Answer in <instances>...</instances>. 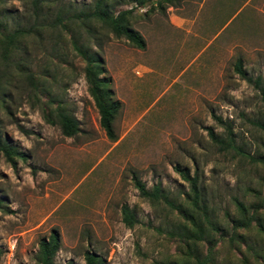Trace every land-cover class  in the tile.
Segmentation results:
<instances>
[{"label": "rangeland", "instance_id": "obj_1", "mask_svg": "<svg viewBox=\"0 0 264 264\" xmlns=\"http://www.w3.org/2000/svg\"><path fill=\"white\" fill-rule=\"evenodd\" d=\"M91 2L45 0L43 15L50 20L56 8ZM108 3L114 13L131 8L129 16L119 17L121 26L144 43L138 48L96 18L89 22L91 33L77 29L82 40L91 38L90 49L101 58L119 103L111 122L114 141L98 125L83 61L71 50L68 31L58 29L64 40L59 44L55 30L24 43L26 65L46 74V93L59 97L80 131L62 136L41 117L46 94L36 101L25 82L11 83L8 110H0V138L25 158L13 157L10 164L0 153V264H36L38 241L52 229L59 236L53 264H84L85 251L105 264H180L184 246L171 235L180 219L164 202L141 198L133 176L147 189L159 184L174 201L189 192L177 170L195 176L210 220L222 229L235 215L234 198L250 204L256 194L264 197V165L252 160L264 156V103L234 70L240 60L246 76H260L264 86V0ZM29 16L28 0H0L6 28L26 24ZM208 130L231 136L233 148L219 151ZM123 205L136 218L131 228L120 219ZM243 234L264 256V234L254 225ZM205 250L197 244L200 255ZM244 256V264H264L244 244L226 240L216 243L212 264H243Z\"/></svg>", "mask_w": 264, "mask_h": 264}, {"label": "trees", "instance_id": "obj_2", "mask_svg": "<svg viewBox=\"0 0 264 264\" xmlns=\"http://www.w3.org/2000/svg\"><path fill=\"white\" fill-rule=\"evenodd\" d=\"M138 6H143L152 0H131ZM160 1V0H159ZM169 1V0H168ZM31 7V16L29 22L24 25L18 24L11 28H6V24L0 22V110L7 111L6 100L10 95V85L13 81L22 80L36 101L46 94L44 100L39 102V110L43 121L49 125H57L59 131L64 137H72L79 133L77 119L66 110L59 97L46 93L42 81L46 79L44 72H34L23 60L24 43L31 37L41 39L45 31H54L56 40L54 43L63 42V34L59 30L68 31L67 42L71 50L83 61V78L86 84L87 93L93 101L98 112V125L104 131L106 138L110 141L116 139L111 126L114 115L116 114L119 103L112 99L113 92L109 87L110 77L105 76V68L101 58L96 56L95 51L90 49L87 40H82L77 29L84 27L86 33H91L89 22L91 19H99L109 22L113 29L122 31L126 38L134 43L138 48H143L144 43L139 35L129 31L121 26L119 17L129 16L130 9L113 12L109 6L108 0H92L88 5L79 8L66 7L54 11V16L46 20L43 15L45 0H28ZM65 21L64 24H60ZM69 25V26H68ZM73 26V27H71ZM59 29V30H58ZM91 39V38H90ZM234 70L238 75L257 88L261 100L264 103V86L261 85L260 76L251 78L246 76L241 70L240 60L234 64ZM104 75V76H103ZM220 121L219 117H214ZM27 134V131L21 130ZM264 130V125H261ZM208 136L219 151H226L233 148V139L226 134L219 137L211 130H208ZM0 153L5 160L13 164V157L25 158L24 154L15 147L9 145L4 139L0 138ZM255 163L264 165V156L258 155L252 158ZM182 179L188 183V194L183 201H174L169 199L160 190L159 184H154L147 189L145 185L135 176L132 177L133 185L138 191V195L147 200L150 204L164 202L166 206L174 210L180 221L178 226L172 231L171 235L176 236L183 250L180 251V264H212L213 253L218 241L226 240L228 243L244 244V249L252 254L257 262L264 258L262 248L254 249L253 245L245 242L244 234L254 225L257 232L264 234V218L261 216L264 212V197L256 194V202L245 204L242 201L233 199L235 215L227 222V228L222 229L215 223H212L206 211L205 203L201 198L195 176H189L186 171L177 170ZM264 182V180H263ZM264 185V184H263ZM258 195V196H257ZM120 219L122 223L131 228L136 222L132 210L123 205L120 208ZM205 245V253L200 255L197 252V244ZM59 246V236L55 229L49 231L46 237L39 239L34 261L36 264H53V256ZM84 264H105L101 256L93 251L83 253ZM241 263H248L246 257L241 259Z\"/></svg>", "mask_w": 264, "mask_h": 264}]
</instances>
